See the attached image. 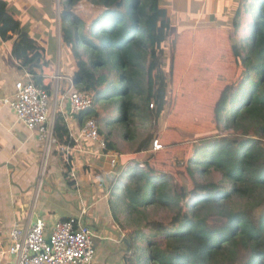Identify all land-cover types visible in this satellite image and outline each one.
<instances>
[{"label": "trees", "instance_id": "16d2710c", "mask_svg": "<svg viewBox=\"0 0 264 264\" xmlns=\"http://www.w3.org/2000/svg\"><path fill=\"white\" fill-rule=\"evenodd\" d=\"M82 1L103 10L90 20L82 18L76 10ZM161 2L60 0L61 37L69 43L77 65L75 88L96 94L98 101L123 94L127 109L135 107L138 79L145 76L144 101L149 112L153 105L155 121L168 109L169 123L177 118L182 124L186 117L189 121L202 114V101L196 102L193 94L198 89L190 85L200 74L199 65L210 54L221 57L228 69L233 64L228 76H222L219 99L209 109L227 135L196 137L192 133L193 141H181L188 146L174 154L165 144L171 139L166 130L160 137L168 152H156L144 168H133L123 182L125 223L134 252L128 264H264V0H242L232 32L185 30L169 45L171 13ZM244 14L253 18L249 38L226 51L221 40L225 33L229 39L237 34ZM0 39L11 42L19 68L51 95L46 49L5 0H0ZM227 55L231 60H226ZM116 74L120 90L114 84ZM168 78L174 86L182 83L186 93L169 97ZM187 98H193L197 106L189 107ZM89 119L100 120L95 101L83 114V124ZM170 127L169 133L174 129ZM54 133L59 144L69 145L61 113L56 114ZM151 143L143 150H149ZM114 148L109 142V150ZM167 155H171L169 161ZM184 201L186 210L181 208ZM151 209L170 211L169 221L148 219Z\"/></svg>", "mask_w": 264, "mask_h": 264}, {"label": "crops", "instance_id": "0c3cea01", "mask_svg": "<svg viewBox=\"0 0 264 264\" xmlns=\"http://www.w3.org/2000/svg\"><path fill=\"white\" fill-rule=\"evenodd\" d=\"M5 1L19 11L22 25L28 26L29 34L46 49L51 80L54 81L53 75L59 70L61 82L57 93L54 91L50 96L55 108L52 116L50 111V118L61 113L67 119L68 141L73 149L68 166L61 150L68 144L61 142L63 145L53 149L42 173L45 145L38 138L39 131L29 130L6 103L14 99L15 85L25 79L26 72L14 60L11 42L0 39V262L15 264L14 257L7 253L10 234L17 225L25 228L42 220L48 236L57 221L75 219L92 232L95 255L91 264H128L134 252L125 223L126 203L115 191L123 196V182L133 168L141 167L153 157L151 149L144 151L148 143L143 141L136 149L128 150L111 130H100L115 146L110 154L97 142L78 139L84 121L82 116L71 115L67 96L68 81H74L77 65L69 48L62 49L60 29L54 30L56 5L53 0ZM241 1L162 0L161 5L171 13L173 29L180 27L179 34L200 29L229 32ZM113 157L118 171L110 178L114 173ZM71 174L75 179L68 178ZM126 240L130 241V248L125 245Z\"/></svg>", "mask_w": 264, "mask_h": 264}, {"label": "rangeland", "instance_id": "374dc122", "mask_svg": "<svg viewBox=\"0 0 264 264\" xmlns=\"http://www.w3.org/2000/svg\"><path fill=\"white\" fill-rule=\"evenodd\" d=\"M52 2L54 5H56L55 15L57 16V26L54 28V30L58 31L60 29V13L62 12L63 8L60 6V0H53ZM76 10H77V14H79L82 18L90 20L91 18H94L96 15H98V13L101 12V10H103V7L99 5H94L89 1H82L76 6ZM173 11L175 12V7ZM252 21H253L252 17L244 14L243 19H241L240 30L237 32V34L232 35V38L230 39L227 33L224 34L223 39L221 40L220 43V45H222V48L229 51L231 48L230 46H232L233 44H239V43L241 44L242 42L245 43L246 39L249 38V25ZM189 23H191V21ZM179 29L180 27L178 26L177 28L172 29L171 34L169 35V38L166 41L168 45L171 42V40L174 39V36L176 37L179 35L178 33ZM232 31L233 30L229 32ZM68 45L69 43L64 42L62 45V49L66 50V48H68ZM167 50L169 52L168 48ZM226 60H231V55H227ZM218 62H220L222 65L220 64L216 65ZM223 64L224 63L222 62L221 57L215 54H210L209 58L204 60L199 65L198 70L200 71V74L198 73H197L198 75L196 74L199 79L197 78L196 82L194 84L191 83L190 85H192L194 89H198L197 91H194L193 94H195L194 97L198 98L196 102L202 101V114L201 113L196 114L195 117H191L192 119H189V121H187L186 119L187 117H186L182 121V124L181 121H179L177 118L173 120V122L169 123V119L166 117L168 116L167 115L168 109L163 112L159 120L155 121V113L153 112V108H150V112H149L146 109V104L144 101L147 93L146 92L147 80L145 76H141L140 79H138L139 80L138 86L140 93L138 95L139 96L138 99L135 101L136 104L135 107H130L127 109V105L125 102V99L127 97H125V95L123 94H118L116 96L104 98L99 101L97 99L96 94H93V98L96 103V111L100 116V122L97 121L100 130L101 131L111 130L113 133H117V136L119 137L120 140L124 142L128 150L130 148L136 149L137 146L139 147V145L143 141L147 143L152 142L151 143L152 145L154 141L158 140L160 144L163 145L164 147L163 152L164 151L168 152L166 150L167 149L166 146L163 143V140L160 137V135L165 134L167 130L166 135H168V137L171 139L169 140L168 143L165 144L168 145L169 150L174 154L176 153L180 154L188 146V144H182L181 141L183 142L184 141L187 142L188 140L193 141V138H195V136L198 137L200 135H206L210 133L216 134V132L222 137L226 136L227 133L225 132V130L214 119L212 110L211 113L209 114V109L212 104V101L216 100L218 98V95L220 94L219 87L221 84L220 81L223 79L222 76L224 75L228 76L229 71H231L233 68L232 63L229 69ZM57 69L58 66L56 67V70ZM58 75H60L59 70H57V73H54L53 76L57 77ZM54 77H53L54 81L52 80L54 85L53 92L56 91L57 93L59 86L58 83L61 81L56 80ZM168 77H170L169 73H168ZM204 79L205 82L203 83ZM113 80L117 90H120L121 85L119 84V75L116 74ZM168 81L171 85L169 89V97H171L173 94L174 96H176L186 93V88L184 89V85H182V83H180L177 86H174V84L171 81V78H168ZM192 87H191V91H192ZM193 98H187V100L189 101L188 103L189 107L196 103L193 102ZM52 99L50 98L51 116L53 115V110L55 109V108L53 109ZM196 106L197 105H194V107ZM170 125L174 127V129H172L173 132L171 133H169V129L171 128ZM193 129H198V131L201 132L196 134L195 132L191 131ZM192 133H194L195 136ZM174 140L179 141V143H176ZM171 155H167L168 161ZM153 157L147 159L146 164L150 162L153 159ZM181 164L183 163L181 162ZM43 170H46L45 161L43 164L42 173ZM115 192L119 193L120 197H123L118 190H116ZM186 207H187V201H184L181 204V208L186 210ZM147 215H149L148 219L156 220L160 222H167L171 217V212L151 209L148 211Z\"/></svg>", "mask_w": 264, "mask_h": 264}, {"label": "built area", "instance_id": "2783aa9c", "mask_svg": "<svg viewBox=\"0 0 264 264\" xmlns=\"http://www.w3.org/2000/svg\"><path fill=\"white\" fill-rule=\"evenodd\" d=\"M54 78L60 81V76ZM68 83L67 96L71 115L81 117L94 106L93 95L78 92L72 80ZM50 98L45 90L34 84L32 76L26 72L25 79L15 85L14 99L6 102L10 104L21 123L31 131H39L38 138L45 145V167L53 149L59 146L54 133L55 118H50ZM65 122L67 124V119ZM78 139L97 142L110 154L109 141L101 134L95 119H89L82 125ZM72 149L71 142L61 147L68 166L71 164ZM163 149L158 140L151 145L153 154ZM111 163L113 167L116 166L114 157ZM143 167L142 164L141 168ZM69 177L75 179L76 176L71 174ZM10 242L7 254L14 257L15 264H91L95 255L91 230L75 219L57 221L48 236L42 220L33 222L25 228L17 225L10 234Z\"/></svg>", "mask_w": 264, "mask_h": 264}, {"label": "water", "instance_id": "95a60500", "mask_svg": "<svg viewBox=\"0 0 264 264\" xmlns=\"http://www.w3.org/2000/svg\"><path fill=\"white\" fill-rule=\"evenodd\" d=\"M118 171V166H115L114 167V173H112L109 177L110 178H113V177H115V173ZM107 180H108V182H109V179L107 178ZM109 184H110V182H109ZM125 245L126 246H128L129 248H130V241L129 240H126L125 241ZM129 251H131V250H129Z\"/></svg>", "mask_w": 264, "mask_h": 264}, {"label": "clouds", "instance_id": "9594fccd", "mask_svg": "<svg viewBox=\"0 0 264 264\" xmlns=\"http://www.w3.org/2000/svg\"><path fill=\"white\" fill-rule=\"evenodd\" d=\"M150 149H151V148H150ZM154 155H155V154H154ZM143 165H144V167H145V164H143ZM144 167H143V168H144ZM140 168H141V167H140Z\"/></svg>", "mask_w": 264, "mask_h": 264}]
</instances>
